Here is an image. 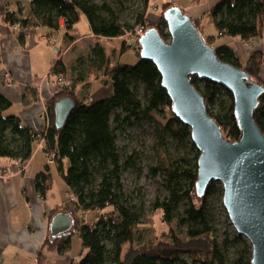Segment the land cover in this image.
Returning a JSON list of instances; mask_svg holds the SVG:
<instances>
[{
    "label": "trees",
    "instance_id": "1",
    "mask_svg": "<svg viewBox=\"0 0 264 264\" xmlns=\"http://www.w3.org/2000/svg\"><path fill=\"white\" fill-rule=\"evenodd\" d=\"M131 0H31L28 16L7 11L5 20L21 30L19 40L25 42L24 29L30 25L64 28L70 37L76 23L85 15L94 35L106 38H123V49L130 46L138 56L135 63L118 62L111 65L102 46H95L87 57H79L71 66L59 59L51 68L55 75L62 74L72 79L71 87L61 90L47 104L45 116L48 124L42 133H37L23 124L21 118L5 111L12 101L0 91V158L28 161L36 142H44L48 164L57 165L65 183L70 188V198L63 206L74 218L72 229L64 234L48 235L41 244L39 254L32 264H49L47 253L54 250L65 253L71 248L72 237L79 233L86 254L79 264H177L183 253H190L199 264H251L252 245L239 233H226L217 237L215 209L209 197L223 187L213 180L205 195L197 194L199 149L193 143L191 130L173 112L172 100L162 85V77L156 64L140 56L139 38L133 37L137 27L145 30L157 27L165 40L170 39L164 11L172 4L164 5L158 23L147 20L150 0H142L139 10L133 11L134 22H124L122 12ZM215 22L218 36H238L243 41L260 37L264 32V0H220L205 14ZM203 35L200 20H194ZM23 27V28H22ZM203 38L211 46L217 35ZM136 41L135 45L132 43ZM135 50V51H134ZM218 57L240 66L252 79L264 86V57L262 51L253 53L245 65H241L234 48L222 44L215 48ZM105 77L112 82L113 93L99 100H88L82 95L87 84L77 91V85L85 83L89 75ZM69 74L71 76H69ZM193 85L201 92L207 109L220 125L223 135L232 141L241 136V128L235 114L234 97L220 83L197 74L190 76ZM81 95L83 97H81ZM71 97L74 108L65 125L58 129L55 124V103L62 97ZM225 96L227 99H223ZM164 112L163 130L179 141L189 140L194 155L168 161L164 166L153 168L154 173L164 175L168 197L153 204L162 212V222L168 227L167 239L156 238L153 242L137 244V232L143 224V205L131 203L122 192L121 174L130 167L141 171L136 162L137 153L121 162L117 145L118 132L126 126L142 121H158L155 113ZM254 118L264 133V92L259 98ZM159 122V121H158ZM49 165L36 175V189L45 196L51 188L53 176ZM186 202V207L181 205ZM53 209L51 219L57 213ZM95 210L96 222L86 223L79 211ZM186 226L185 236L178 228ZM229 248H236L233 255Z\"/></svg>",
    "mask_w": 264,
    "mask_h": 264
},
{
    "label": "crops",
    "instance_id": "2",
    "mask_svg": "<svg viewBox=\"0 0 264 264\" xmlns=\"http://www.w3.org/2000/svg\"><path fill=\"white\" fill-rule=\"evenodd\" d=\"M219 1L150 0L147 20L158 23L161 20L164 5L175 2L192 19L201 21L204 37L215 36L218 34L215 22L205 14ZM25 2L27 5L21 1L16 4L11 0H0V91L9 97L13 103L10 107V113L6 114L19 116L24 125L40 134L48 124L45 116L47 104L61 90V86L55 81V74L51 72L52 66L59 59H62V62L67 66V72L70 73L71 66L76 59L79 57L87 58L92 49L100 45L104 48L106 56L111 58V61L109 59L111 65L125 61L121 58L119 48L112 46L118 50L116 53L113 49L115 52V56H113L115 59H113L108 54V48L106 49L99 41L100 38H103L104 41L105 39L114 40L116 38L97 36L91 30L82 37L79 31L71 30L70 37L67 39L68 31L64 28L62 21L60 29L35 24L28 26L24 29L26 38L22 44L19 40L21 30H15L5 20L4 16L7 11L18 12L24 17L28 16L31 0H25ZM86 20L90 28L89 21L87 18ZM90 37L99 38V40L89 39ZM217 39L214 41L215 44L213 43L214 47L222 44L231 45L241 65H245L249 57L257 51H262L264 57V32L262 36L249 41H243L238 36H230V41L222 40L216 44ZM53 40L58 43L54 52L48 45H43L50 44ZM117 40L120 41L122 50L123 38ZM130 61L133 63L134 60L128 58L126 63L130 64ZM6 73L9 74L10 82L7 80ZM97 73L99 75L95 77L105 79V77L100 76V71ZM106 83L109 84V82ZM85 84L91 91L94 84H91L90 79L85 83L78 84L77 91L83 88ZM107 90L110 91V87ZM108 93L110 96L113 91ZM92 95L86 96L85 94L88 100L94 99ZM48 162L43 140L34 144L33 154L23 169L15 166V159L0 158V264L34 263L41 244L48 235H51L52 210L57 208V213L60 211L69 213L63 205L70 198L73 199L74 196L57 165L54 163L49 165ZM48 165L53 176L52 185L46 195L41 196L36 189L35 179L36 175L45 170ZM52 165H55L54 169ZM55 170L58 174L56 182ZM68 197L69 199L66 200ZM83 212L88 214L89 211Z\"/></svg>",
    "mask_w": 264,
    "mask_h": 264
},
{
    "label": "water",
    "instance_id": "3",
    "mask_svg": "<svg viewBox=\"0 0 264 264\" xmlns=\"http://www.w3.org/2000/svg\"><path fill=\"white\" fill-rule=\"evenodd\" d=\"M170 39L157 27L139 38L140 56L153 61L162 77L174 114L191 130L200 151L197 194L218 180L223 186V204L236 231L252 245L251 264H264V133L254 118L264 86L240 66L221 60L214 45L207 44L191 16L175 2L164 11ZM197 74L226 87L234 97L241 128L239 139H227L207 109L201 92L190 76ZM75 105L65 96L55 103V124L61 129ZM74 218L65 211L51 219V235L69 232Z\"/></svg>",
    "mask_w": 264,
    "mask_h": 264
},
{
    "label": "rangeland",
    "instance_id": "4",
    "mask_svg": "<svg viewBox=\"0 0 264 264\" xmlns=\"http://www.w3.org/2000/svg\"><path fill=\"white\" fill-rule=\"evenodd\" d=\"M11 1L16 2V4L21 1L24 5H27V2H25V0ZM141 6L142 0H131L127 2L125 4V7L127 8L121 14L122 21L132 24L134 22L133 11L135 12L136 10H139ZM3 7L5 8V6ZM25 14L27 15L28 13ZM86 21L87 20L85 16H82L72 30L79 31L82 37L86 36V34L91 30ZM15 30L20 29L18 27ZM70 32L71 31H69V33ZM217 38L218 41L216 44H218L222 40L230 41L229 35L218 36L217 34ZM89 39H96V41L99 40V38L95 37H90ZM100 39L101 40L99 41L101 45H103L106 49L108 48V54L110 55V57L112 56L113 59H115L113 57L115 56V52H113V49L117 53L118 50L116 48H119V52L122 56L121 58L123 61L127 62V59L130 58V60H134L132 61L133 63L137 62L138 56L132 52L133 50L130 49V46H127V50H121V43L117 40L118 38L114 40L105 39V41L103 38ZM132 43L135 45L136 41H133ZM43 45H48L51 51L54 52V48L55 46H58V43L53 40L50 44ZM112 46H115L116 48H112ZM109 59L111 61V58ZM69 76L71 75L69 74ZM88 79H90L91 84L94 85H92L91 91L88 90V87L84 90L82 88L81 90H83V96L84 94H86V96H88L89 94H93L92 97L94 98V100H99L102 98H106L107 96H109L108 92L111 93L113 91V85L110 80L109 84H107L106 82H104L102 77H95L92 74L89 75ZM108 87H110V91L107 90ZM78 92H80V90ZM82 95L81 97H83ZM223 99L227 98L223 96ZM10 110V108L7 109L5 113H10ZM154 115L156 120H158L159 122L148 120L136 123L132 126L128 125L118 132L117 137V145L121 154V162H125L131 154L136 152L137 158L135 160L138 164L139 169L141 170L139 171L130 167L127 170L124 169L121 174L122 192L124 193L125 197H127V199L131 203H134L137 206L143 205L142 220L144 223L141 224L137 232V244L139 245L143 243L149 244L156 240V238L160 237L163 239L168 238L167 233L169 229L167 225L161 220L162 212L154 209L153 204L156 200H165L168 197L169 192L167 190V187L165 186L164 175L161 172L154 173L152 169L161 165L164 166L166 162L174 161L179 157L185 156L187 158H191L194 155V151L189 140L186 139L184 141H179L163 130L162 125L164 120L166 119L165 113H155ZM52 166V168L54 169L55 165ZM54 173L56 182V180L58 179L57 170H55ZM219 185L220 187H223L221 182ZM68 199L69 197L66 200ZM209 202L215 209V225L218 230L217 237L219 241H221L226 236V233H238L234 225L232 224L227 210L223 204V196L221 192L218 191L217 195L210 196ZM181 207H186V202H183ZM88 211V214H86L87 212L84 213L83 211H79L78 215L84 218V221L86 223L92 224L93 222H96L98 220V213L95 210ZM186 229V226H181L178 228V233L181 236H185L184 232L186 231ZM86 252L87 250L84 248L79 233H75L72 237L71 248L67 252L60 253L59 251L54 250L53 252L47 253L48 263L79 264L82 256L85 255ZM228 252L233 255L237 252V249L229 248ZM181 259L182 261L177 264H199V262H195L193 260V257L190 253H183L181 255Z\"/></svg>",
    "mask_w": 264,
    "mask_h": 264
},
{
    "label": "built area",
    "instance_id": "5",
    "mask_svg": "<svg viewBox=\"0 0 264 264\" xmlns=\"http://www.w3.org/2000/svg\"><path fill=\"white\" fill-rule=\"evenodd\" d=\"M62 22L64 23V20H62ZM11 25H12V27L14 29H17L18 28L16 25H13V24H11ZM144 31H146V30L144 29L143 26L137 27L136 30H135V34L133 35V37L140 38L142 35H144ZM6 75H7L8 82H10L9 74L6 73ZM55 81L57 82V84H59L62 87H71L72 86V83H73V81H72L71 78H69L66 75H62V74H57L55 76ZM27 162L28 161H25L23 163L20 160H15V163L14 164L18 168L23 169L26 166Z\"/></svg>",
    "mask_w": 264,
    "mask_h": 264
},
{
    "label": "bare ground",
    "instance_id": "6",
    "mask_svg": "<svg viewBox=\"0 0 264 264\" xmlns=\"http://www.w3.org/2000/svg\"><path fill=\"white\" fill-rule=\"evenodd\" d=\"M56 76V75H55ZM62 87V86H61Z\"/></svg>",
    "mask_w": 264,
    "mask_h": 264
}]
</instances>
